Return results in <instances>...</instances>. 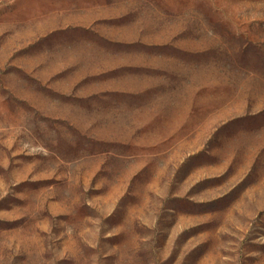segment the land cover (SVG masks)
Segmentation results:
<instances>
[{
  "label": "rangeland",
  "instance_id": "rangeland-1",
  "mask_svg": "<svg viewBox=\"0 0 264 264\" xmlns=\"http://www.w3.org/2000/svg\"><path fill=\"white\" fill-rule=\"evenodd\" d=\"M0 264H264V0H0Z\"/></svg>",
  "mask_w": 264,
  "mask_h": 264
},
{
  "label": "crops",
  "instance_id": "crops-1",
  "mask_svg": "<svg viewBox=\"0 0 264 264\" xmlns=\"http://www.w3.org/2000/svg\"><path fill=\"white\" fill-rule=\"evenodd\" d=\"M140 70V69H139ZM139 70H137V72H139ZM130 72H133V69L131 67H126V66H123V67H119V68H116V69H113V71H111L109 74L105 73L102 77L100 78H103V79H109V78H113V80H117L119 78H122V77H125V76H128V74H130ZM135 72V71H134ZM96 79V78H95ZM262 113H253V114H247L243 117H240L238 119H236V122L237 121H240L242 119H248L246 121V123H243V122H237V124L239 126L241 125H250V124H254L257 122V118H262L259 120V122H261L263 120V117H261ZM235 121V120H234ZM233 121V122H234ZM232 124V123H231ZM234 124V123H233Z\"/></svg>",
  "mask_w": 264,
  "mask_h": 264
}]
</instances>
